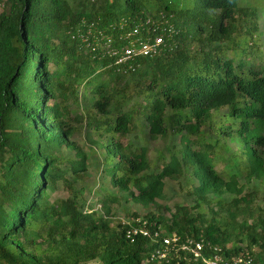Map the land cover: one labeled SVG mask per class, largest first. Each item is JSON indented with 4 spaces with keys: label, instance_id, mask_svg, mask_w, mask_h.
<instances>
[{
    "label": "trees",
    "instance_id": "obj_1",
    "mask_svg": "<svg viewBox=\"0 0 264 264\" xmlns=\"http://www.w3.org/2000/svg\"><path fill=\"white\" fill-rule=\"evenodd\" d=\"M0 8V264H203L178 248L155 260L168 235L199 242L205 260L264 264V198L254 203V186L264 189V64L239 49L255 38L259 7L0 0ZM158 37L156 55L117 65L111 54ZM133 134L141 145L127 142ZM79 135L102 152L109 190L98 212L74 183L87 170ZM170 138L178 147L150 161L146 142ZM165 180L182 181L193 203L165 211L168 220L155 214ZM59 184L67 196L49 202ZM128 203L145 215L115 222L112 205ZM142 224L147 238L124 239Z\"/></svg>",
    "mask_w": 264,
    "mask_h": 264
},
{
    "label": "rangeland",
    "instance_id": "obj_2",
    "mask_svg": "<svg viewBox=\"0 0 264 264\" xmlns=\"http://www.w3.org/2000/svg\"><path fill=\"white\" fill-rule=\"evenodd\" d=\"M123 1V0H121ZM237 9L241 10L246 8L249 10L250 7H259L257 18L255 19L256 24V34L253 40H245L244 42L240 43L239 49L241 55V59H245L246 61L253 62L251 57L254 55L256 58L259 59L260 65L264 64V0H236ZM1 9V8H0ZM240 16V14H237ZM235 20L238 21V17H235ZM194 48V47H192ZM233 54L229 53L227 55L230 58ZM237 61V58H236ZM236 63V62H235ZM222 113V112H220ZM76 140L80 148L83 150L84 153L88 155L86 160V172L83 175V179L80 181H75V186L82 189L81 199L86 205L87 210H94L96 212L99 211L100 205L99 202L102 197V189L109 190L107 186V181L104 177H102L99 169V162L100 158H102V152L96 151L93 148H89L86 142L84 141L83 137L77 136ZM123 144L124 141H121ZM127 142H130L134 146L141 145V142L137 139V134H133L128 136ZM227 147L229 148V152H233L236 147L234 144L226 143ZM147 150H148V159L152 161L154 158L157 157L158 153H164L165 147H178L177 141L175 138H170L165 141H154L146 142ZM223 158L227 157V154H221ZM65 157L71 158L72 155L70 153H66ZM221 163L217 162L215 164L216 170L220 169ZM71 181V179H69ZM258 190L254 195V203L261 205V199L264 198V189L262 187H255ZM187 187L182 185V181L175 182V181H164V188L163 193L161 194L162 199L155 201L156 205L161 208L155 214H159L165 219L168 220V209L171 210L174 206H186L190 208L193 203L190 201V198L187 196ZM67 196V191L62 188L59 184L57 189L52 194H49L48 200L49 202L54 199H64ZM167 211V212H165ZM112 218L115 222H120L125 224L127 220H129V215L134 214L136 218L140 219L145 215V211L141 209L138 205L128 203L127 205L120 204L119 207L112 205Z\"/></svg>",
    "mask_w": 264,
    "mask_h": 264
},
{
    "label": "built area",
    "instance_id": "obj_3",
    "mask_svg": "<svg viewBox=\"0 0 264 264\" xmlns=\"http://www.w3.org/2000/svg\"><path fill=\"white\" fill-rule=\"evenodd\" d=\"M137 35V31L133 30L128 35L127 38H133ZM164 46L163 39L161 37L158 38H151L145 41H139L138 39H135L133 42H130L127 47H124L119 52H111V54H115L116 58V64L117 65H123L131 58L139 57L143 58L145 56L150 55H156L158 51ZM144 224H142L138 228H128L123 231V237L125 240H128L129 242H132L133 238L138 235L142 238H147V233L145 232ZM158 234L156 231L152 233L151 239H158ZM161 250H157L153 253V257H155V260L157 261H163L168 253V249L170 248H178L181 252H186L188 255H190L193 259V261L201 260L203 264H249V261L243 260L240 257H234L230 258L227 261H224L220 256L214 255L211 257V259H203L202 257V250L203 246L199 242H194L193 240H187L183 241L181 244L179 243V240L174 235H168L166 237H162L161 239ZM215 252H218L217 250H214Z\"/></svg>",
    "mask_w": 264,
    "mask_h": 264
}]
</instances>
